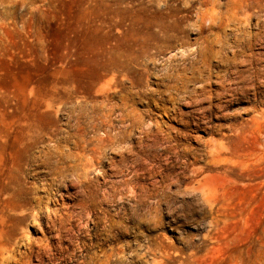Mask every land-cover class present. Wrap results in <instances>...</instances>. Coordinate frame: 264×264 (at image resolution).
Instances as JSON below:
<instances>
[{
	"label": "rangeland",
	"instance_id": "374dc122",
	"mask_svg": "<svg viewBox=\"0 0 264 264\" xmlns=\"http://www.w3.org/2000/svg\"><path fill=\"white\" fill-rule=\"evenodd\" d=\"M0 264H264V0H0Z\"/></svg>",
	"mask_w": 264,
	"mask_h": 264
},
{
	"label": "bare ground",
	"instance_id": "6f19581e",
	"mask_svg": "<svg viewBox=\"0 0 264 264\" xmlns=\"http://www.w3.org/2000/svg\"><path fill=\"white\" fill-rule=\"evenodd\" d=\"M234 7L235 6H233L232 8ZM175 54L176 53H174L173 55ZM173 55H171L170 58L173 57ZM187 72H192L193 76H187ZM200 72L201 70L197 69L195 66L187 68L185 67L183 68V73L176 74L175 79H180L184 83H187L188 81H198L199 77L195 76L194 74H199ZM204 86L205 85H203L202 82L200 87ZM34 128L35 127L32 125V122H25L23 127L20 128L23 136L18 141L20 147L16 155L19 157V162L29 163L32 160H41L43 164L49 168L56 180L64 179L68 176L69 172L75 171L78 165L82 163V157L89 155L90 150L96 151L95 147H92V149H90L91 147H88L86 141L84 140L86 133L85 128L80 129L75 127L76 129H69L68 131H66L67 134L64 137V140H61L58 137H52V140H55L56 142V148H46L42 150L40 154H36L31 151V147L34 143L33 141L37 137V131L33 130ZM62 141L65 143V148H62L60 146V143ZM14 170L15 167L13 164L9 168V173L13 175Z\"/></svg>",
	"mask_w": 264,
	"mask_h": 264
}]
</instances>
